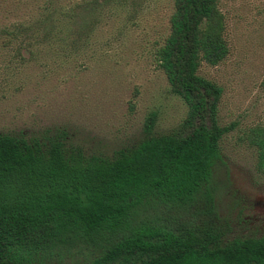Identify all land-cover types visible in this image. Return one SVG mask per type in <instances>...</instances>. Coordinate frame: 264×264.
I'll return each instance as SVG.
<instances>
[{
  "label": "trees",
  "instance_id": "16d2710c",
  "mask_svg": "<svg viewBox=\"0 0 264 264\" xmlns=\"http://www.w3.org/2000/svg\"><path fill=\"white\" fill-rule=\"evenodd\" d=\"M228 51L218 0H173L153 60L186 104L179 129L157 131L150 111L142 135L109 152L65 128L0 129V264H264V234H231L216 203L220 140L234 123L220 122L223 87L199 69ZM239 138L264 173V123Z\"/></svg>",
  "mask_w": 264,
  "mask_h": 264
},
{
  "label": "rangeland",
  "instance_id": "374dc122",
  "mask_svg": "<svg viewBox=\"0 0 264 264\" xmlns=\"http://www.w3.org/2000/svg\"><path fill=\"white\" fill-rule=\"evenodd\" d=\"M0 0V129L39 134L65 128L89 149L109 152L139 138L150 111L155 129L181 127L186 104L170 91L153 49L168 32L173 0ZM229 51L200 73L223 87L216 203L231 234H264V173L239 138L264 123V0H218ZM136 92L135 104L130 99Z\"/></svg>",
  "mask_w": 264,
  "mask_h": 264
}]
</instances>
